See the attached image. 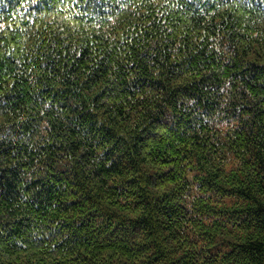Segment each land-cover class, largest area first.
<instances>
[{"label": "trees", "instance_id": "1", "mask_svg": "<svg viewBox=\"0 0 264 264\" xmlns=\"http://www.w3.org/2000/svg\"><path fill=\"white\" fill-rule=\"evenodd\" d=\"M0 264H264V0H0Z\"/></svg>", "mask_w": 264, "mask_h": 264}]
</instances>
